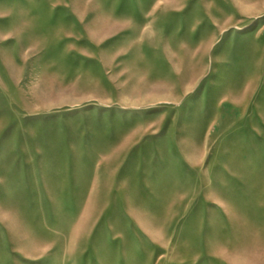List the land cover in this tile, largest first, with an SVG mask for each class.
I'll return each instance as SVG.
<instances>
[{
    "label": "rangeland",
    "instance_id": "374dc122",
    "mask_svg": "<svg viewBox=\"0 0 264 264\" xmlns=\"http://www.w3.org/2000/svg\"><path fill=\"white\" fill-rule=\"evenodd\" d=\"M0 264H264V0H0Z\"/></svg>",
    "mask_w": 264,
    "mask_h": 264
}]
</instances>
